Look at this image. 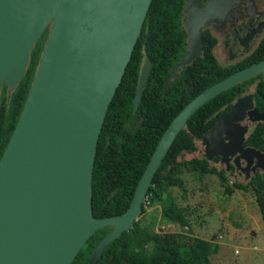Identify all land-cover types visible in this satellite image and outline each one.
<instances>
[{"label":"water","instance_id":"1","mask_svg":"<svg viewBox=\"0 0 264 264\" xmlns=\"http://www.w3.org/2000/svg\"><path fill=\"white\" fill-rule=\"evenodd\" d=\"M235 0H186L187 52L176 69L201 55L204 10ZM152 0H0V91L12 92L23 78L30 52L48 31L16 127L0 159V264H71L99 229L111 231L88 264L129 231L148 188L187 121L223 91L261 75L264 59L206 88L172 119L144 169L128 209L97 219L92 210V176L99 135L109 105L140 37ZM150 63L141 69L133 112L138 109ZM263 122L253 96L231 109L198 141L204 160L238 154L251 163L264 154L243 148L244 129L234 121ZM229 142V144H228ZM264 170V169H263Z\"/></svg>","mask_w":264,"mask_h":264},{"label":"trees","instance_id":"2","mask_svg":"<svg viewBox=\"0 0 264 264\" xmlns=\"http://www.w3.org/2000/svg\"><path fill=\"white\" fill-rule=\"evenodd\" d=\"M184 0H152L140 37L122 80L109 105L97 144L92 176V210L97 219L118 216L129 207L136 185L146 168L160 137L172 119L193 98L206 88L241 70L250 63L264 59V38L254 53L255 59L241 69L222 70L216 67L211 48L213 42L203 40V54L180 74L172 69L186 51V33L181 24ZM48 31H44L30 52L23 78L10 93L3 85L0 91V159L12 136L34 78ZM145 61L150 72L136 113L133 99L140 69ZM259 79L254 90L255 107L264 113V78H251L218 94L200 107L187 121L166 153L152 180L142 205H160L161 214L177 223L182 233L176 243L169 244L161 236L135 221L129 231L110 242L96 264H212L210 256L217 246L194 237L183 209L168 194L182 186L181 173L187 170L200 175L216 174L224 193L250 188L255 196L264 224V177L254 176L248 185L227 183L224 172L209 167L204 159L179 161L183 153L196 150V141L210 130L230 104L248 86ZM247 146L264 151V123L248 137ZM111 231L105 227L96 231L82 246L71 264H88L99 242Z\"/></svg>","mask_w":264,"mask_h":264},{"label":"rangeland","instance_id":"3","mask_svg":"<svg viewBox=\"0 0 264 264\" xmlns=\"http://www.w3.org/2000/svg\"><path fill=\"white\" fill-rule=\"evenodd\" d=\"M196 151L183 153L179 161L203 156V149L196 142ZM218 172L219 162L212 163ZM264 177V172H262ZM182 186L169 190L171 198L183 209L187 208L192 235L217 246L210 256L212 264H264V224L254 193L250 188L234 189L232 195L224 193L216 174L200 175L183 170ZM227 183L247 185L248 179L225 174ZM151 232L159 234L165 243L173 244L182 233L177 223L168 221L161 214L160 205L146 206L138 219Z\"/></svg>","mask_w":264,"mask_h":264},{"label":"flooded vegetation","instance_id":"4","mask_svg":"<svg viewBox=\"0 0 264 264\" xmlns=\"http://www.w3.org/2000/svg\"><path fill=\"white\" fill-rule=\"evenodd\" d=\"M208 1L209 0H203L202 2L203 5L205 6L208 3ZM186 8H187V4H186V0H184V8L181 16V24L185 30V33H186V28L183 24V21L187 16ZM201 15L203 16V22L201 24L202 44L204 39H206L207 41L209 40V42H213L211 53L213 60L216 62V67L218 69H222L223 71L241 69L239 68V66L243 65L244 63L249 64L251 61L255 59L254 53L264 38V0H235L233 3L229 4L223 9L204 10ZM186 38H187V33H186ZM186 52H187V41H186L185 53ZM202 54H203V50L201 51V55L198 56L191 64L178 70L176 69V67L178 63L182 60L181 59L177 63V65L172 69V75L173 74L178 75L185 68L193 65L194 62L199 57L202 56ZM252 64L254 63L253 62L250 63V65ZM258 76H260L261 79L264 78L261 75ZM258 83H259V79L256 78L254 83L251 86H248L245 89V91L230 104V106L222 116H224L231 109V107L236 103V100L239 98L252 95L253 103H254V90ZM234 123L239 124L241 128H243L245 131V133L243 134L244 135L243 148L255 149L259 151L261 154H264V151L246 145V141L250 136V134L258 126L263 124V122L252 121V119H250L248 116H245L243 118H239L238 121H234ZM181 156L182 154L180 155V157ZM196 159H202V158H196ZM205 161L207 162L209 167H212L211 166L212 163L219 162L222 166V172H224V174L229 173L235 177L237 176L242 177L248 179L249 182L254 176L262 175V172H264L263 170L264 163H262V160L258 159V157H256L255 155L251 156L250 164L246 163L243 160H239L238 154L236 153H234L233 155H229L227 161L224 163L222 162L221 156L212 157L211 160H205Z\"/></svg>","mask_w":264,"mask_h":264}]
</instances>
